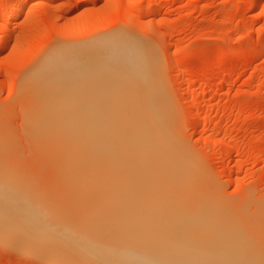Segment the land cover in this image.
Listing matches in <instances>:
<instances>
[{
	"label": "rangeland",
	"instance_id": "obj_1",
	"mask_svg": "<svg viewBox=\"0 0 264 264\" xmlns=\"http://www.w3.org/2000/svg\"><path fill=\"white\" fill-rule=\"evenodd\" d=\"M21 2V14L0 28V45L3 40L6 45L0 49V159L5 161L0 163L7 164L5 174L0 167L2 175L14 170L38 187L32 186L31 194L30 186L23 187L27 183H15L21 189L74 214L79 194L59 178L50 154L30 135L29 118L40 115L34 116L35 110L47 107V99L35 87L33 95L27 78L50 50L78 52L105 37L124 35L147 45V70L154 79L150 99L165 107L168 134L183 154L190 187L234 224L227 227L241 236L233 243L264 255V0H0V23L7 6ZM107 92L113 105L104 96L99 104L109 108L97 114L112 109L108 113L126 115L134 109L126 112V105L134 104L127 96L136 94L133 88L121 96ZM66 106L61 111L68 114ZM0 264L52 263L0 240Z\"/></svg>",
	"mask_w": 264,
	"mask_h": 264
},
{
	"label": "bare ground",
	"instance_id": "obj_2",
	"mask_svg": "<svg viewBox=\"0 0 264 264\" xmlns=\"http://www.w3.org/2000/svg\"><path fill=\"white\" fill-rule=\"evenodd\" d=\"M24 4L7 6L0 28H7ZM4 45L3 40L1 50ZM144 45L116 34L78 52L58 47L29 74L32 81L24 80L33 95L36 88L47 99L41 109L49 110L44 114L35 107L41 113L35 110L34 116L40 115L29 118L30 135L80 201L75 199L74 214L58 211L52 200L31 195L37 186L22 175L11 168L17 178L11 171L13 177L2 175L7 164L0 159V240L52 264H264L257 248L233 243L241 235L227 227L232 223L190 187L183 154L165 124V107L150 99L154 79ZM126 88L134 89L135 95H127L134 104L119 107L127 112L134 106L136 114L128 115L133 108L115 114L118 105L114 114L108 113L112 109L97 114L112 103L107 91L121 96ZM104 96L108 104L102 108ZM58 104H67L71 114ZM19 182L27 183L23 187L30 186L31 194Z\"/></svg>",
	"mask_w": 264,
	"mask_h": 264
}]
</instances>
